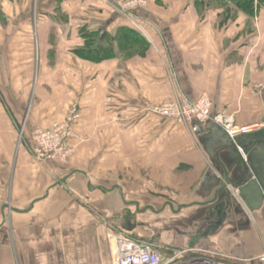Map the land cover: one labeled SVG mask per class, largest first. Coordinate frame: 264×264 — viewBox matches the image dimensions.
Returning <instances> with one entry per match:
<instances>
[{"label": "crops", "instance_id": "crops-1", "mask_svg": "<svg viewBox=\"0 0 264 264\" xmlns=\"http://www.w3.org/2000/svg\"><path fill=\"white\" fill-rule=\"evenodd\" d=\"M14 1L0 0V264H111L108 237L129 234L132 209L141 227L148 210L163 217L168 206L187 209L186 218L203 226L195 236L203 244L181 247L239 258L262 253L264 204L250 212L239 198L241 212L232 197L250 174L264 182V142L252 145L264 130L235 145L215 122L177 124L142 109L182 89L190 99L207 93L214 112H227L237 125L264 121V6L254 17L239 11L221 23L216 6L201 15L194 0H153L138 12V25L113 3L60 0V21L52 0H40V13L37 0L33 13H15ZM26 22L40 54L24 62V73L15 53L18 30L32 38L23 33ZM85 26L104 30L100 40L135 26L150 48L129 59L118 52L82 58L74 50L84 46ZM74 101L82 109L75 154L64 165L39 161L31 131L63 119ZM168 186L186 202L164 199Z\"/></svg>", "mask_w": 264, "mask_h": 264}, {"label": "built area", "instance_id": "built-area-1", "mask_svg": "<svg viewBox=\"0 0 264 264\" xmlns=\"http://www.w3.org/2000/svg\"><path fill=\"white\" fill-rule=\"evenodd\" d=\"M141 0H129L119 7V12L130 18L129 14ZM159 116L172 117L178 123L188 125L196 120L209 121L220 125L235 143L239 136H248L264 130V121L237 125L233 116L214 113L213 102L204 93L196 99L184 95L167 103L166 108L147 105L144 109ZM81 119L78 104H73L66 116L48 128H35L30 133L31 151L39 161H56L67 164L75 154L72 140L75 138V125ZM239 199L238 193H235ZM111 264H264V251L250 258H239L211 247L196 245L188 247H161L140 236L125 233H111L108 237Z\"/></svg>", "mask_w": 264, "mask_h": 264}, {"label": "rangeland", "instance_id": "rangeland-1", "mask_svg": "<svg viewBox=\"0 0 264 264\" xmlns=\"http://www.w3.org/2000/svg\"><path fill=\"white\" fill-rule=\"evenodd\" d=\"M15 1L13 2L14 6H15L14 7V12L15 13H19L22 10H28V12L33 13L31 11L32 8H30L31 7V4H30L31 0H21V2L18 1V0H15ZM96 1L100 2V4H103V5L104 4L107 5L109 3H113V5L115 6L116 10L119 12V10H118L119 7L124 5L129 0H96ZM152 1L153 0H141L139 2V5H137L132 10H129L131 12V14H129L130 17H133V20L138 25H140L139 21L137 20L138 12L141 11V10L145 11L146 9H148L152 5ZM53 5H54V3H53ZM52 7L50 8L51 10L55 9V8H52ZM4 9H6L9 12L11 10L10 6L8 7L6 5H4ZM197 9H198V7H197ZM199 12H200V10H199ZM201 15H202V13H201ZM124 17H126V16H124ZM128 19L131 21L130 18H128ZM25 26H27V27H25ZM25 26H23V29H27L29 27L27 29L29 31L30 30V24L28 22H26ZM28 31L27 32H23V33L26 34V35L31 33L32 34V36H31L32 38L28 37V39L27 38L23 39L22 28H21V30L17 31V35H16V39H17L16 42H17V46H18V41H19V48L16 50L18 52L15 53V56H18L19 59H20V62L23 64V65L20 66V68L22 69V71L24 73L27 72L26 68H28V66L25 65L24 62H27L26 60L31 58V56H34V55H35V58L37 60L38 59V54H40V50H38V47L40 48L39 37L36 36V34L34 33V29L32 31H29V32ZM33 33H34V35H33ZM31 47L35 48L34 52H33V49ZM137 55L138 54L126 56L125 53H124V55L120 54V56L122 58H124V59H129V58L137 56ZM28 69L30 71V67ZM178 91H180V92L178 93V95L174 99H177V98L181 99L185 95L183 93L182 89H180ZM174 99L163 100L161 102H154V101H151V100H147V101L144 102L143 105L144 106L154 105V106H159L160 108L164 109V108L167 107V103H172ZM75 103L78 104V107H79V110H80V113H81V118H82V109H81V105H80L79 101H74L70 105L69 109ZM144 106H143L142 111L143 112L144 111L150 112L146 108L144 109ZM219 112H222L223 114L224 113L228 114L227 112H223V111H219ZM150 113L151 114H155L153 112H150ZM214 113H217V112H214ZM155 115H157V114H155ZM160 117H162L164 119H167V120H170L172 122H175L177 124H180V123H178L175 119H173L170 116L169 117L160 116ZM54 122H56V121H54ZM37 128H40V127H37ZM74 130H75V128H74ZM75 152H76V149H75ZM71 158L69 159L68 163L70 162ZM169 187L170 186H168L167 188H165V187L163 188V197H164V199L170 200L172 198L173 199V203L174 204L177 203L176 205H179V202H182V201L186 202V201H184L185 196L182 195V193L176 192L178 190L176 188H174V187L173 188H169ZM151 195L153 196L155 194L152 193ZM176 210H179V208L177 206H175V209H171L169 206L166 207V209H164L163 213H162L163 217H161L158 214L156 216L154 211L148 210V212H150V213H148L149 215L146 218H141L140 219L144 223H142L141 227H139V224H138V219H139L138 218V212H139V210L132 209V211H131V224H130V228H129V232L128 233L131 234V235H134V236L143 237V238H145L147 240H150L154 244H156L158 246H161V247H168L171 242H172V245H174L175 247L186 246V245H190V244H194V243L203 244L204 242H202V240L199 241V239H197V240L195 239L196 232L200 231V229L203 228L202 224L201 223H197L195 221L188 220L186 218L188 213H189V211L187 209L182 211L181 214L174 212ZM190 212H192V211H190ZM157 213H159V210H157ZM159 218L162 219V222L160 221Z\"/></svg>", "mask_w": 264, "mask_h": 264}, {"label": "trees", "instance_id": "trees-1", "mask_svg": "<svg viewBox=\"0 0 264 264\" xmlns=\"http://www.w3.org/2000/svg\"><path fill=\"white\" fill-rule=\"evenodd\" d=\"M60 0H52L54 3V11L57 17L54 19L64 21L65 15L62 13ZM195 5L201 13L208 7L216 6L221 9L220 22L234 18L239 11L244 12L250 17H254L257 10L264 6V0H194ZM206 7V8H205ZM37 13L41 11L40 0H37ZM0 21L5 22V13L0 4ZM80 35L84 40V46L75 49V53L85 59L91 61H102L104 59L125 53L126 56L138 54L145 56L150 48L149 41L135 28L130 26H121L109 36H104L100 40L99 31H90L87 26L80 30Z\"/></svg>", "mask_w": 264, "mask_h": 264}, {"label": "water", "instance_id": "water-1", "mask_svg": "<svg viewBox=\"0 0 264 264\" xmlns=\"http://www.w3.org/2000/svg\"><path fill=\"white\" fill-rule=\"evenodd\" d=\"M104 30H100L101 36L104 34ZM263 132V131H262ZM233 142V141H232ZM258 142H264V138L256 139L252 145H255ZM247 150L241 151V153H246ZM225 185L222 186L224 188ZM238 196L244 201L248 210L253 212L261 208L264 204V182H260L258 179L253 177L251 174L247 177L245 182L241 184L238 188ZM233 202L236 204L235 209L244 211L243 206L238 203L237 196L232 197ZM238 203V204H237Z\"/></svg>", "mask_w": 264, "mask_h": 264}]
</instances>
